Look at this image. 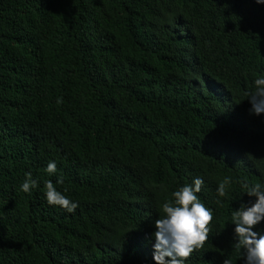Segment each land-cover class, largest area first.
I'll list each match as a JSON object with an SVG mask.
<instances>
[{
    "label": "trees",
    "instance_id": "obj_1",
    "mask_svg": "<svg viewBox=\"0 0 264 264\" xmlns=\"http://www.w3.org/2000/svg\"><path fill=\"white\" fill-rule=\"evenodd\" d=\"M260 75L255 0H0V264H155L161 205L197 176L213 219L186 264H244L230 218L255 200L238 180L264 182Z\"/></svg>",
    "mask_w": 264,
    "mask_h": 264
},
{
    "label": "clouds",
    "instance_id": "obj_2",
    "mask_svg": "<svg viewBox=\"0 0 264 264\" xmlns=\"http://www.w3.org/2000/svg\"><path fill=\"white\" fill-rule=\"evenodd\" d=\"M255 2L264 4V0ZM247 95L251 105L249 113L257 116L264 114V75L253 80V90ZM44 171L49 175L55 174L56 162L49 161ZM56 183H62V180L58 177ZM238 183L241 197L246 194L255 200L241 203L239 209L232 212L230 223L235 226L232 246L238 251L242 250L244 264H264V229L258 227L264 222V182L250 183L245 177L240 178ZM203 184L201 177H194L191 184L179 187L172 193L171 200L162 203L163 216L154 221L155 231L152 233L155 264H186L191 253L200 249L208 239V225L213 219V210L206 207L197 195ZM230 184L228 177L217 182L214 202L218 207L222 205L221 198L226 196ZM37 187L38 182L32 179L31 173H25L19 190L30 194ZM43 196L48 205L59 206L67 213H73L78 207V203L57 190L51 180L44 181ZM224 264H230V261L225 260Z\"/></svg>",
    "mask_w": 264,
    "mask_h": 264
}]
</instances>
